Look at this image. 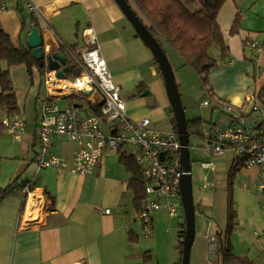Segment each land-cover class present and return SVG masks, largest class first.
<instances>
[{
    "label": "crops",
    "instance_id": "obj_1",
    "mask_svg": "<svg viewBox=\"0 0 264 264\" xmlns=\"http://www.w3.org/2000/svg\"><path fill=\"white\" fill-rule=\"evenodd\" d=\"M32 1L38 6L40 16H34L25 7L24 0H8V7L0 13V29L10 36L15 46L29 47L28 36L36 27L37 19L47 53L71 44L77 46L75 52L79 54L86 45L83 31L92 27L108 68L121 86L130 118L149 117L161 129L176 128L164 79L154 65L152 52L116 0ZM186 2L193 9L200 6L195 0ZM237 15L241 17V27L233 34ZM218 21L228 52L223 58V47L218 43L211 49L218 63L210 72L213 96L207 105L203 101L208 98V92L198 74L184 65L175 50L167 48L187 120L199 119L203 129L212 132L244 119L256 127L260 118L253 111V104L258 101L264 105L261 98L256 99L264 88V46L256 50L247 43L259 41L264 45V0H226ZM60 52L70 59L66 52ZM2 66L8 68L5 61ZM9 69L20 105L17 73L24 80L31 78L24 65ZM43 93L38 92L35 104ZM71 94L62 96L60 103L73 101L87 107L97 98L94 92L85 93L84 97ZM225 104L232 105L239 117L226 112ZM0 111L3 119L7 114ZM37 125L38 115L28 123L26 133L19 139L25 143L21 145V157L26 162L22 171L31 169L33 176L15 184L31 181L33 192L26 195L15 188L0 197V264L177 263L178 243L184 240L180 234L184 210L177 216H170L163 208L158 210L154 214V235L147 237L138 215L136 193L130 186L133 172L122 160L120 150L105 149L88 175L55 167L38 169ZM198 136L201 138L198 146L208 154L205 161L215 159L217 165L215 169L208 168L214 172L212 180L209 176L204 185L215 189L195 203L196 233L190 264H220V255L210 251L208 234L225 235L231 223L233 227L227 233L235 252L254 264H264L263 197L256 191L259 168L245 167L242 158L232 150L217 157L204 148V137ZM77 148V141L67 135L54 137V151L66 157L69 164ZM134 153V147L126 150L127 155ZM240 166L246 171L241 172Z\"/></svg>",
    "mask_w": 264,
    "mask_h": 264
},
{
    "label": "built area",
    "instance_id": "obj_2",
    "mask_svg": "<svg viewBox=\"0 0 264 264\" xmlns=\"http://www.w3.org/2000/svg\"><path fill=\"white\" fill-rule=\"evenodd\" d=\"M24 5L34 16H40L39 8L32 0H24ZM7 7L8 0H0V13ZM83 35L86 45L77 55L84 69L78 76L71 77L67 72L65 78H60L57 70L48 68L46 61V91L37 98L39 113L36 135L40 144L36 157L38 169L55 167L88 175L94 171L105 149L127 150L134 147L135 160L145 179V196L138 215L144 235L152 237L155 231L154 214L158 210L166 209L170 216H177L183 211L181 178L184 171L178 131L175 127L161 129L149 117L139 120L130 118L121 86L108 68L92 27H87ZM247 44L256 50L264 46L259 41ZM49 53L45 51L46 55ZM62 81L64 83L60 84ZM87 90L97 95L87 107L73 101L61 105L62 96L71 93L82 96ZM209 102V98H206L203 104ZM223 109L235 118L239 117L232 105L225 104ZM253 111L260 118L256 127L247 128L244 119L215 132L204 129V148L217 157H223L227 150H232L237 157L242 158L246 167L259 168L256 191L263 197L264 212V126L260 127V122L264 121V106L255 102ZM2 122L7 132L17 140L27 131L28 121L22 113L6 115ZM56 135H67L77 141L78 148L71 164L66 157L54 151ZM203 165L215 169L217 161L211 159L204 161ZM16 189L29 195L33 192V183L27 181ZM106 212H110V209H106ZM255 234L260 239L259 232ZM208 238L210 251L215 253L218 236L209 233Z\"/></svg>",
    "mask_w": 264,
    "mask_h": 264
},
{
    "label": "trees",
    "instance_id": "obj_3",
    "mask_svg": "<svg viewBox=\"0 0 264 264\" xmlns=\"http://www.w3.org/2000/svg\"><path fill=\"white\" fill-rule=\"evenodd\" d=\"M136 13L150 29L155 38L160 42L164 51L168 53L167 48L175 50L183 59L184 65L189 66L199 76L204 84L208 98H212V88L210 85V72L217 65L218 61L211 55V49L218 43L223 47V58L227 55L228 46L225 45L221 27L218 21L219 11L226 0H195L199 3V8L193 9L186 0H128ZM35 20V18H34ZM34 26L39 27L36 19ZM241 27V17L236 16L231 32L237 33ZM139 36V35H138ZM76 45H61L58 50L66 52L68 57V75L78 76L84 69L83 64L78 58ZM52 51V52H53ZM153 55V54H152ZM154 65L158 73L162 76L160 66L153 55ZM5 61L8 68H3L2 62ZM15 65H24L33 81L35 77L41 75L44 81V75L48 68L41 65L33 51L29 47H17L12 42L10 36L0 29V110H4L7 115L20 114V105L15 90L9 67ZM163 77V76H162ZM85 92L82 93V96ZM80 96V94H79ZM78 97V96H77ZM257 100L261 98L264 103V88ZM261 104L260 102L256 101ZM264 106L263 104H261ZM37 111L38 105H37ZM38 115V114H37ZM175 120V118L173 117ZM176 125V124H175ZM264 126V121L260 122V127ZM188 129L190 133H196L203 136V126L201 120H188ZM6 127L0 119V133L5 132ZM122 160L132 170L133 177L130 186L136 193V201L139 209L145 196V179L141 168L137 164L133 154L127 155L126 150H120ZM12 181L8 186H0V197L11 193L15 188L22 184L15 185ZM231 218V217H230ZM231 223V222H230ZM182 231L180 234L185 236L186 221L181 223ZM233 223L230 224L227 232H231ZM223 235L218 233L217 253L220 255V264H254V262L244 256L237 254L233 243L228 238V233ZM183 251V242L179 243V259L176 264H181Z\"/></svg>",
    "mask_w": 264,
    "mask_h": 264
},
{
    "label": "water",
    "instance_id": "obj_4",
    "mask_svg": "<svg viewBox=\"0 0 264 264\" xmlns=\"http://www.w3.org/2000/svg\"><path fill=\"white\" fill-rule=\"evenodd\" d=\"M126 17L134 26L137 34L151 50L156 58L164 79L166 90L172 105L174 117L176 119V128L182 144L181 158L183 164V176L181 178V201L185 213L186 229L183 240V251L181 264H190L191 247L196 233V204L192 189V165L190 153V132L188 129V120L185 108L182 103L180 89L176 80L174 68L170 62L168 54L164 51L160 42L155 38L147 25L136 13L128 0H116ZM28 46L32 49L34 57L51 70H57L60 78H65L69 71L67 57L60 51H53L48 55L45 54L43 37L37 27H33L28 36ZM90 93L89 90L86 91ZM252 121H246L247 128H253Z\"/></svg>",
    "mask_w": 264,
    "mask_h": 264
},
{
    "label": "rangeland",
    "instance_id": "obj_5",
    "mask_svg": "<svg viewBox=\"0 0 264 264\" xmlns=\"http://www.w3.org/2000/svg\"><path fill=\"white\" fill-rule=\"evenodd\" d=\"M17 76V84L21 91L20 109L28 123L33 122L38 113L37 104H35L36 95L38 92L43 93L45 91L43 77L38 75L33 82H31V79L27 80L28 78H25L24 80L20 77V73H17ZM65 103V100L61 101V105H64ZM2 116L3 111H0V117ZM190 142L193 196L195 203H199L200 199L204 198L208 191L211 192L215 189V186L204 188V185L207 183V178L209 179L210 176L211 179V173L214 171L203 165L208 154L202 147L198 146L201 144V138L198 135L191 133ZM24 144V139L17 140L7 131L0 133V186H8L12 181L22 182L33 176L31 169H24L22 171V167L26 165L24 158L21 157V153L23 152L21 145L24 146ZM70 144L71 143H69V145ZM245 167H239L242 170L241 172L246 171ZM239 176L241 178V175Z\"/></svg>",
    "mask_w": 264,
    "mask_h": 264
},
{
    "label": "bare ground",
    "instance_id": "obj_6",
    "mask_svg": "<svg viewBox=\"0 0 264 264\" xmlns=\"http://www.w3.org/2000/svg\"><path fill=\"white\" fill-rule=\"evenodd\" d=\"M62 83H64L63 81L62 82H60V84H62Z\"/></svg>",
    "mask_w": 264,
    "mask_h": 264
}]
</instances>
